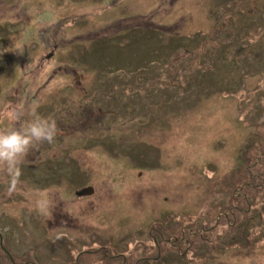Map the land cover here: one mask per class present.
I'll return each mask as SVG.
<instances>
[{
    "label": "rangeland",
    "instance_id": "rangeland-1",
    "mask_svg": "<svg viewBox=\"0 0 264 264\" xmlns=\"http://www.w3.org/2000/svg\"><path fill=\"white\" fill-rule=\"evenodd\" d=\"M37 118L54 141L19 175L0 164V264L102 245L128 264H264V0H0V130ZM204 223L211 246L155 257L171 224ZM102 255L89 264L122 262Z\"/></svg>",
    "mask_w": 264,
    "mask_h": 264
},
{
    "label": "flooded vegetation",
    "instance_id": "flooded-vegetation-1",
    "mask_svg": "<svg viewBox=\"0 0 264 264\" xmlns=\"http://www.w3.org/2000/svg\"><path fill=\"white\" fill-rule=\"evenodd\" d=\"M53 45L54 46L50 50V53L48 55L46 54V58L47 59H51L53 57L54 53L57 52L58 45L57 44H53ZM96 111L97 112L93 111V112L90 113L91 117L93 118V117H96V116H101V118H103L102 115H104V111L101 110V109H97ZM90 122H92V121H90ZM95 123H99V122L98 121H93V125ZM245 185H248V183H246ZM246 187H248V186H246ZM243 189H244L243 187L242 188L240 187L239 189L234 190L235 191V196H236V198H238L240 200H243V199H246L247 200L246 194L238 193V191L243 190ZM76 192L77 191H75V194L78 195ZM236 209L239 212H241L242 214L246 211V209H241L239 207H237ZM228 213H230V209H228L226 212L225 211H221V213H218L217 214L216 219L213 222V226L216 227V231L217 230H220V228L223 225H227V227H230L231 226L229 224V221L230 220L227 217L228 216ZM222 216L224 218H222ZM232 217H233V219H232L233 220V223H235L236 217H234V216H232ZM182 218H184V216ZM221 218L223 219V221H221ZM171 219L173 220V218H171ZM161 223H162L161 221L154 222V224H150L149 225V228L147 230V232H149V234H150V239H152L154 241V243H156V239H157L156 235H158L159 237H161L162 236L161 231L162 230H165L167 228V225L166 224L164 225L162 223L161 229L160 230L157 229V225L158 224H161ZM155 226H156V229L154 228ZM188 226H189V230H188ZM169 227H171V231H173L172 234H171V236H170V238H169L170 240H167L166 239V240H163V241L165 243L168 242L170 245H168L166 248L164 247L163 244H162L161 248L158 246L157 247V253H156V256H155L156 258H160V256L162 254L164 255V253H165L164 258L162 256V259H163L164 262L167 261V256L168 255L170 257H173V258L175 257L176 258V256L173 254V251H176L177 254H178V252L185 253L184 256H183V258H186V256L188 255L186 253V250H189V248H192L193 247V241L190 240L192 238H196V239L198 238L197 241L199 243V246H198L199 248H201L204 243H207L208 245L211 246L212 243L214 242V240H211L210 241L207 238L209 237V235L211 233H214L215 231L213 232L210 229H208L209 227H207V225L205 223L203 225H199L196 228H194V226L192 227L191 225H186L185 224L178 231H177L176 227H173V224H171ZM188 237H189V239H188ZM233 237H234L233 235H231V237L230 236H227V237H225V238H228L227 240L222 239V240H217V242L222 243V242L228 241L229 239L231 241H234L235 239ZM92 246H97V245H95V243L93 242L90 247H92ZM88 248L89 247H84L83 251H79L78 252L77 256L75 257L74 264H89V262H91L90 261L91 259L89 257H87L88 254H91L92 253L94 255H97V253H99L100 250L103 251L104 257H107L108 258L109 257L108 255H110V256L112 255L113 256L112 259L121 260L122 261L121 262L122 264H128V261H127L126 257L122 256V254H120V253H118V255L111 254L109 248L106 245L99 246L98 249H94V248L93 249L92 248L88 249ZM103 255H102V257H103ZM151 258H153V257L152 256H149L145 260H148V259H151ZM156 258H155V261H156ZM12 259H13V257H12ZM108 259H110V258H108ZM8 260H9V258H8ZM155 261L154 260H151V263L152 262L154 263ZM11 262H13V261H11ZM108 262L110 263V261H108ZM108 262H106V264H108ZM134 262H137V264H140V262L138 260H135ZM112 263L115 264L116 262H114V261L111 260V263L110 264H112ZM121 263H116V264H121ZM23 264H33V262L31 263V262H28L27 261V262H24Z\"/></svg>",
    "mask_w": 264,
    "mask_h": 264
},
{
    "label": "clouds",
    "instance_id": "clouds-1",
    "mask_svg": "<svg viewBox=\"0 0 264 264\" xmlns=\"http://www.w3.org/2000/svg\"><path fill=\"white\" fill-rule=\"evenodd\" d=\"M58 131L55 121L47 118H37L31 121L26 128L18 129L11 126L0 130V164L10 167L19 175L17 165L28 154L30 148L34 144L45 141L52 143ZM39 207L50 215L51 202L49 200H42Z\"/></svg>",
    "mask_w": 264,
    "mask_h": 264
},
{
    "label": "water",
    "instance_id": "water-1",
    "mask_svg": "<svg viewBox=\"0 0 264 264\" xmlns=\"http://www.w3.org/2000/svg\"><path fill=\"white\" fill-rule=\"evenodd\" d=\"M93 191H94V190H92L91 187H87V188L84 189V192L81 193L80 195H83V196H84V195H91V194L93 193ZM2 250H3L4 253L8 256L9 260H10V261H13L12 263L14 264V260L12 259V257H11L10 255H8L7 251L4 250V249H2Z\"/></svg>",
    "mask_w": 264,
    "mask_h": 264
},
{
    "label": "bare ground",
    "instance_id": "bare-ground-1",
    "mask_svg": "<svg viewBox=\"0 0 264 264\" xmlns=\"http://www.w3.org/2000/svg\"><path fill=\"white\" fill-rule=\"evenodd\" d=\"M248 147H251V145H250V146H248Z\"/></svg>",
    "mask_w": 264,
    "mask_h": 264
},
{
    "label": "trees",
    "instance_id": "trees-1",
    "mask_svg": "<svg viewBox=\"0 0 264 264\" xmlns=\"http://www.w3.org/2000/svg\"><path fill=\"white\" fill-rule=\"evenodd\" d=\"M193 227V225H191Z\"/></svg>",
    "mask_w": 264,
    "mask_h": 264
}]
</instances>
